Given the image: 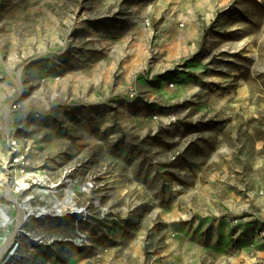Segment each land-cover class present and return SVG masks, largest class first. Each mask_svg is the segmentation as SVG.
<instances>
[{"label":"rangeland","instance_id":"rangeland-1","mask_svg":"<svg viewBox=\"0 0 264 264\" xmlns=\"http://www.w3.org/2000/svg\"><path fill=\"white\" fill-rule=\"evenodd\" d=\"M85 11H126L139 53L119 65L124 89L99 100L108 127L85 120L91 133L82 97L64 95L62 112L29 71L40 39L72 43ZM166 20L182 42L156 43ZM37 119L62 151L34 145ZM0 125L22 126L33 166L61 183L12 193L16 206L3 192L14 221L0 223V264H214L264 232V0H0Z\"/></svg>","mask_w":264,"mask_h":264},{"label":"crops","instance_id":"crops-1","mask_svg":"<svg viewBox=\"0 0 264 264\" xmlns=\"http://www.w3.org/2000/svg\"><path fill=\"white\" fill-rule=\"evenodd\" d=\"M85 13L92 22L85 21L78 25L72 43L65 47L60 44V47H57L56 43L60 40L55 35V38L53 37L54 46L49 47L45 40L40 39L36 44L38 55L36 62L29 71L33 72L36 82L40 84L39 93L37 91L36 93L40 94L46 91L45 89H48L50 90L48 92L53 93L54 96L58 94L59 97L56 101L58 109L62 112L65 110H61V104L63 105L61 98L64 95L82 97L78 110L84 119L79 122L68 117L67 122L61 125L75 128L77 126L76 123L79 122L91 133L90 123L85 120L92 117L100 129L99 131L108 127L104 119L112 113L109 111V107L112 106L111 104L107 107L99 106L101 103L99 100L103 94L108 93L113 87L115 90L124 89L125 85L117 77L121 76L124 79L125 75L128 74V70H120L119 65H123V63L134 57L135 53L139 57V53L130 49L132 41L138 40V36L128 32V39L126 40L127 26L125 27L124 19L126 11H85ZM162 13H166V11H162ZM167 22L166 20L156 35V43L160 44V46L169 45V42L172 43L169 39V34L174 35V38H172L174 42H182L184 40V37L171 32L173 25H169ZM60 30H57L56 33H60ZM136 66L139 67V64ZM114 80H116V84H114ZM115 102L118 101L116 100ZM123 105L129 110L128 105L124 103ZM95 107L97 108L95 109ZM76 109L72 110L69 108L67 112L75 114L77 112ZM120 109H122V106ZM88 112H91L90 116L86 115ZM31 118L33 121V115L25 117L24 122ZM45 124V121L37 119L36 124L33 125L42 132L37 135L44 138L42 140L36 137L37 141L34 145L40 149L47 148L50 150L55 149V152L62 151L65 146V140L57 138L56 140L48 141L51 133L53 137L58 135V133L54 128L55 126L48 127L49 125ZM56 127L58 128V125ZM62 132L65 133L64 131ZM258 230L256 228L254 231L242 233V246L229 255H225L224 252L220 253L221 258H218V261L214 264H264V232L259 233Z\"/></svg>","mask_w":264,"mask_h":264},{"label":"built area","instance_id":"built-area-1","mask_svg":"<svg viewBox=\"0 0 264 264\" xmlns=\"http://www.w3.org/2000/svg\"><path fill=\"white\" fill-rule=\"evenodd\" d=\"M144 22L147 26H150L149 19H145ZM130 97H138V92L133 91ZM17 108L18 105L14 104L13 109L16 110ZM21 129L22 126L20 125L15 127L0 125V197L4 191L13 198L12 193L26 192L35 187L39 188L44 194L58 191L61 183L53 182L46 174V170L33 166L30 147L18 135ZM28 199L30 198L28 197ZM12 202H14V206L18 205L17 202ZM27 202L31 205L30 200ZM43 212H45L44 209L38 210L37 218L43 216L45 214ZM12 220L14 221L10 217V220L5 222L0 218V223L7 226L13 223ZM1 239L2 237H0V241Z\"/></svg>","mask_w":264,"mask_h":264},{"label":"bare ground","instance_id":"bare-ground-1","mask_svg":"<svg viewBox=\"0 0 264 264\" xmlns=\"http://www.w3.org/2000/svg\"><path fill=\"white\" fill-rule=\"evenodd\" d=\"M69 192H70V193H73V189H70ZM9 198H11L13 201L16 202V200H14V199L12 198L11 195H9ZM25 209L28 210L27 215H25V214L23 213V209H20V211H19V212H20V215H21V218H22V219H21V223H22V224L24 223L25 220H27L28 216L32 213V206H31L30 204L25 205ZM60 211L62 212L63 209H60ZM0 218H1L2 220H4L5 222H7V221L10 220V216H9V215L5 212V210H4L3 208H1V207H0ZM23 219H24V221H23ZM25 224H26V223H25Z\"/></svg>","mask_w":264,"mask_h":264}]
</instances>
